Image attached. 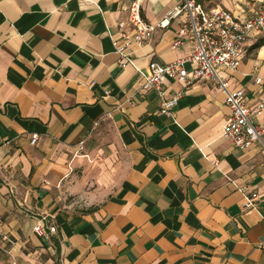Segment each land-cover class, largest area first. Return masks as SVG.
Instances as JSON below:
<instances>
[{
	"label": "crops",
	"instance_id": "obj_1",
	"mask_svg": "<svg viewBox=\"0 0 264 264\" xmlns=\"http://www.w3.org/2000/svg\"><path fill=\"white\" fill-rule=\"evenodd\" d=\"M133 1L0 0V237L13 264H264V150L225 135L231 108L213 80L164 78L166 97L182 96L174 117L161 114L139 70L185 58L194 42L174 45L175 19L131 43L123 66L115 42ZM198 1L241 20L264 8ZM143 2L156 24L176 0ZM219 73L264 125V27L240 68Z\"/></svg>",
	"mask_w": 264,
	"mask_h": 264
},
{
	"label": "built area",
	"instance_id": "obj_2",
	"mask_svg": "<svg viewBox=\"0 0 264 264\" xmlns=\"http://www.w3.org/2000/svg\"><path fill=\"white\" fill-rule=\"evenodd\" d=\"M175 19H180L181 27L174 45H181L183 38L191 34L194 50L185 58L170 63L151 62L148 74L139 70L146 78L144 89L155 90L163 99L161 114L174 117L182 92L167 98L163 88L164 78L181 82L185 88L200 81L213 80L226 93L227 103L231 108V116L224 128L225 135L239 149L259 143L264 150V125L253 119L254 110L249 106L244 90L230 89L229 82L219 73L220 69L236 72L240 68L252 34L264 27V8L252 17L241 20L225 9L209 11L198 0H176L173 8L154 24L144 16L143 0H134L129 7V30L121 31L124 43L115 42L122 59L121 64L125 66L134 63L127 53L131 43L139 46L149 43L157 29L168 28ZM188 63L195 67L188 69ZM258 80L261 81L260 78ZM38 138L37 134L34 135L32 143L35 144ZM84 143L85 140L81 142ZM257 199V193L246 195L245 208L256 207ZM1 226L0 221V233ZM35 230L39 235H45L47 231L43 224H39ZM50 231L57 232V227L50 226Z\"/></svg>",
	"mask_w": 264,
	"mask_h": 264
},
{
	"label": "rangeland",
	"instance_id": "obj_3",
	"mask_svg": "<svg viewBox=\"0 0 264 264\" xmlns=\"http://www.w3.org/2000/svg\"><path fill=\"white\" fill-rule=\"evenodd\" d=\"M0 264H13L11 247L0 237Z\"/></svg>",
	"mask_w": 264,
	"mask_h": 264
}]
</instances>
